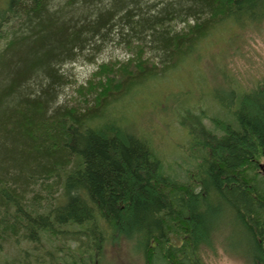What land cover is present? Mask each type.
I'll list each match as a JSON object with an SVG mask.
<instances>
[{"label":"trees","instance_id":"trees-1","mask_svg":"<svg viewBox=\"0 0 264 264\" xmlns=\"http://www.w3.org/2000/svg\"><path fill=\"white\" fill-rule=\"evenodd\" d=\"M56 1L10 0L0 9V254L13 253L7 264H99L113 244L131 247L144 264H209L219 244L247 264H264V78L247 85L209 63L223 77L213 115L201 98L153 99L187 129L183 161L191 168L183 179L155 148L151 129L139 130L115 102L154 86L222 25L261 23L264 0H171L157 14L142 0ZM178 19L186 25L170 33L165 26ZM113 22L153 35L163 61L145 56L135 40L128 61L99 64L76 97L55 108L57 67ZM229 229L245 240V252L227 248Z\"/></svg>","mask_w":264,"mask_h":264},{"label":"rangeland","instance_id":"rangeland-1","mask_svg":"<svg viewBox=\"0 0 264 264\" xmlns=\"http://www.w3.org/2000/svg\"><path fill=\"white\" fill-rule=\"evenodd\" d=\"M164 1L171 0H142V3L151 6L152 13L157 14L165 5ZM9 2L10 0H0V9L7 7ZM62 2L64 1L57 0L55 5ZM107 2L109 0L105 3ZM76 6L82 7L78 4ZM102 23H106V20H102ZM185 25L186 23L180 20V22L171 21L165 27L171 33L181 30ZM121 28L115 22L108 24L107 28L103 25L102 33L91 39L93 44L85 46L81 51H75L74 57L64 60L57 67L61 75L55 85V108L68 104L70 98L76 95L75 88L79 84H85L99 64L106 61H128L135 55L136 49L133 47L135 40H142L145 56L151 55L159 63L163 61L164 52L153 41V35L151 39L149 32H146L145 36L141 33L138 36L135 29ZM221 28L216 31V36H210L202 41V48H205L202 55L205 59L203 56L200 61L196 59L197 52L202 49L196 47V52L191 57L181 60L174 68L168 69L170 72L162 73L160 78L163 80H157L154 86L150 88L145 87L146 84L141 87L139 85L138 87L142 89L141 95L136 94L137 87L128 94H120L118 101H115L117 107L126 106L128 111L133 113L141 128L139 130L151 129L155 148L166 157L167 165L174 172L178 170L180 179L184 178L187 168H191L183 161L185 158L183 152L187 153L189 137L181 121L163 108L165 104H169L174 97H179L181 102L189 98L190 100L201 98L199 105L207 114L213 115L214 111H218L214 90L222 87L223 77L221 74L213 73L209 63L212 64L213 69H228L227 73H232L228 76L241 80L247 85H252L258 78H264V20L243 27L226 23ZM179 67L181 68L177 69ZM154 98L163 99L165 104L157 100L153 101ZM199 110L197 108V111ZM48 113L52 112L48 110ZM206 121L209 125L208 120ZM227 233L229 235L227 248L229 250L237 248L240 252H245L246 245L242 246L245 240L240 238L239 233L234 232L233 229H229ZM243 235L245 237L244 231ZM4 249V253L0 254L1 261L13 257V253L9 254ZM135 254L131 247L127 249L124 244H113L106 248L104 262L99 264H144L142 257ZM207 260L209 264H247L244 258L234 255L231 251L228 252L223 244H219L217 251L209 250ZM8 261L10 260L3 261V264H7Z\"/></svg>","mask_w":264,"mask_h":264}]
</instances>
